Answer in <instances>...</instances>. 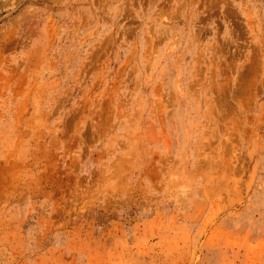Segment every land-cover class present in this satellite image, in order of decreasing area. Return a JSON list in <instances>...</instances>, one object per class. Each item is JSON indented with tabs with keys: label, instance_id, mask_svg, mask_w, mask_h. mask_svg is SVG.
Instances as JSON below:
<instances>
[{
	"label": "rangeland",
	"instance_id": "rangeland-1",
	"mask_svg": "<svg viewBox=\"0 0 264 264\" xmlns=\"http://www.w3.org/2000/svg\"><path fill=\"white\" fill-rule=\"evenodd\" d=\"M0 264H264V0H0Z\"/></svg>",
	"mask_w": 264,
	"mask_h": 264
}]
</instances>
